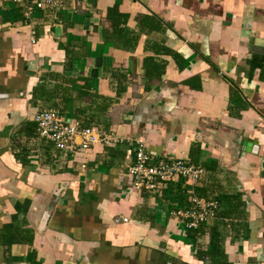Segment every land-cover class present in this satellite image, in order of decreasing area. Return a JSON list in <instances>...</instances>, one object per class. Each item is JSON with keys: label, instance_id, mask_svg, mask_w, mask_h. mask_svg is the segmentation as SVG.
<instances>
[{"label": "crops", "instance_id": "crops-1", "mask_svg": "<svg viewBox=\"0 0 264 264\" xmlns=\"http://www.w3.org/2000/svg\"><path fill=\"white\" fill-rule=\"evenodd\" d=\"M39 108L203 173L135 190L127 143L60 160L27 134ZM261 160L264 0L0 2V264H264ZM191 195L217 206L187 229Z\"/></svg>", "mask_w": 264, "mask_h": 264}, {"label": "built area", "instance_id": "built-area-1", "mask_svg": "<svg viewBox=\"0 0 264 264\" xmlns=\"http://www.w3.org/2000/svg\"><path fill=\"white\" fill-rule=\"evenodd\" d=\"M2 1L22 4L28 12L32 8L56 7L71 0H0ZM29 120L33 123L35 134L52 145L56 151L55 158L63 160L74 156L80 157L81 167H84V161L94 144L113 146L127 143L126 173L131 187L135 190L156 191L161 185L177 177L195 183L203 173L201 166L182 159L152 157L146 152L139 138L131 141L111 132L101 131L93 125L80 126L78 122L54 108L36 109L30 113ZM216 206V201L212 199L191 195L188 205L174 209L172 214L184 220L185 228L193 229L208 218H212Z\"/></svg>", "mask_w": 264, "mask_h": 264}, {"label": "trees", "instance_id": "trees-1", "mask_svg": "<svg viewBox=\"0 0 264 264\" xmlns=\"http://www.w3.org/2000/svg\"><path fill=\"white\" fill-rule=\"evenodd\" d=\"M105 18L109 22L110 31L112 33H114V34H119V32L121 30L120 28H122V27H120V25H124L125 24V21L127 19V14L126 13H123V12H119L116 7L111 6V7H109V8L106 9ZM89 122H91V121H88L87 122L85 120H81V121H78V124L80 126H86V125L89 124ZM99 123H101L100 125H102L103 130L105 128H107V126H108V121H104V119L98 120V122L96 124H99ZM90 125H92V124H90ZM30 129L31 130H29L27 132V134H28V136H31V135L33 136L34 127L30 128Z\"/></svg>", "mask_w": 264, "mask_h": 264}, {"label": "water", "instance_id": "water-1", "mask_svg": "<svg viewBox=\"0 0 264 264\" xmlns=\"http://www.w3.org/2000/svg\"><path fill=\"white\" fill-rule=\"evenodd\" d=\"M57 31V27H55V32ZM242 145L244 146H249L250 145V141L249 140H245L242 142ZM260 165L262 168H264V160H261ZM66 185L65 181H57L54 185V189L56 191H59L62 187H64Z\"/></svg>", "mask_w": 264, "mask_h": 264}, {"label": "rangeland", "instance_id": "rangeland-1", "mask_svg": "<svg viewBox=\"0 0 264 264\" xmlns=\"http://www.w3.org/2000/svg\"><path fill=\"white\" fill-rule=\"evenodd\" d=\"M42 141H44L45 143H47L45 139H42Z\"/></svg>", "mask_w": 264, "mask_h": 264}]
</instances>
